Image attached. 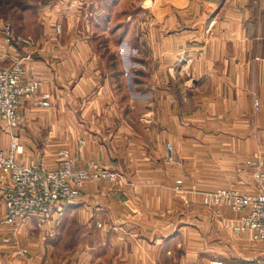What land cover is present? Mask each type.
Wrapping results in <instances>:
<instances>
[{
    "label": "crops",
    "instance_id": "obj_1",
    "mask_svg": "<svg viewBox=\"0 0 264 264\" xmlns=\"http://www.w3.org/2000/svg\"><path fill=\"white\" fill-rule=\"evenodd\" d=\"M47 6L38 11L41 29L31 45L15 46L0 34V63H23L25 79L41 80L39 93H51L53 100L50 107L36 105L33 97L21 100L19 125L12 131L19 135L22 161L38 157L54 165L59 150L68 148L83 153L78 164L97 160L139 173L134 143L148 140L135 131L137 91L126 81L138 70L144 79L139 90L147 99L141 106L159 112L160 129L183 127L176 98L191 94L196 117L209 111L208 123L222 127V133L208 132V141L238 145L234 157L240 160L247 157L242 143L252 148L264 143V0H50ZM135 61H142V69ZM203 82H208L205 91ZM7 126L0 117L3 148L11 140ZM167 135L161 130L160 144ZM147 165L143 172L159 174L151 160ZM233 171L238 172L235 166ZM11 183L0 169V218ZM147 186L146 194L137 195L121 183L89 180L77 202L106 210L103 219L56 214L18 226L0 224V264H173L180 257L182 264H258L263 259L264 242L252 231L236 235L225 229L224 222L242 212L226 204L207 209L197 198L187 212L168 214L157 207L161 213L144 214L143 207L152 205L150 189L158 187ZM171 205L168 198L162 208ZM72 222L78 230L70 229ZM93 235L95 245L79 240Z\"/></svg>",
    "mask_w": 264,
    "mask_h": 264
},
{
    "label": "rangeland",
    "instance_id": "obj_2",
    "mask_svg": "<svg viewBox=\"0 0 264 264\" xmlns=\"http://www.w3.org/2000/svg\"><path fill=\"white\" fill-rule=\"evenodd\" d=\"M49 1L50 0H0V34L3 36V38L7 39V41L8 37L11 35L21 34L27 37L32 36V42H12L15 46H18L17 44L24 46L31 45L34 42V32H38L41 29V26H39L37 19L39 14L38 11L42 10V8L48 7L47 5L49 4ZM152 17L156 18L157 15L152 14ZM57 28L59 31H61L60 25H58ZM8 42L11 43V41ZM122 50V53L124 54L123 62L127 67L128 47H124ZM142 64V61H135L134 67H137V69H142ZM140 75V70L132 71L130 74L126 75V81L127 83H129V86L132 85L136 87V91L138 92L133 93V97H135L134 99L137 102V124L135 127V131L137 132L139 138H145L146 140H148L135 141L134 143L136 152H139L135 154L134 162L136 163V168L140 169V172L137 174L135 173L134 176L130 175L125 169L126 166L122 163V168H124H120L122 171H120V169L114 168L119 172V176L116 180H96L111 181L113 183L119 184L121 183L128 187H131V190L137 195L147 193V190H149L147 186L148 183H152L158 186L152 187L150 189L152 192L150 199L152 205L143 207L144 210L142 212L144 214H147L148 212L156 214L161 213L159 212L160 210L158 211L156 209L157 207H161V209L163 211L165 210L168 214H172L174 212H187L190 210L189 204L195 203L193 202V200L197 201V198H199V200H202L203 203L204 192L213 191L218 188H227L230 190L235 189L240 193L247 195L257 194L259 192V188L257 187V177L252 162L256 159L259 160L261 158L260 155L264 152V143H261V146L259 147L255 145L253 148L250 143H242L241 154L243 156L245 152V154H247V157L240 160L239 157H234L235 152L239 154L238 145L235 146L233 143L217 141L216 139L208 141V132L222 133L223 131H219V129H221L222 127L215 126V123H212V125L208 123L209 116H211L210 114H212H209V111H202L200 115L201 117H196L197 111H194L196 109L194 108V102L193 98H191V94H187V100H184V97L176 98V106L178 107L179 113L183 115V118L180 119L183 127H180L179 124H177L178 126L176 125V127H173L172 129H166L165 127H162L160 129L158 125L159 112L156 110L150 112L149 110L144 109V107L141 106L144 103L146 105L147 99L144 96L145 92L139 90V87L142 88V84L144 82V79L141 78L142 76ZM176 83H178V85L181 84L179 78H177ZM207 85L208 82H203L201 85V90L205 91L207 89ZM194 113L195 116L193 118H186L187 116L192 117ZM147 118L152 120V126H149V123L144 121V119ZM198 118H200V121H198ZM161 130H166L168 135L164 143L160 144L159 134L161 133ZM172 135H176L175 138L182 137V139H173ZM171 147L176 156V160L174 162L168 159V154L171 152ZM67 149L68 148H61L59 150L57 162L61 151ZM72 155L75 156V154L73 153ZM148 155L150 157H147ZM19 156L20 154L18 155L17 160L21 164H27L31 160L42 161V159L38 157L22 161ZM81 159H83V157L80 158V160ZM149 160H151V162L153 163L154 168H159V174H149L148 172H143L144 167L148 166L147 162ZM88 161L92 160L85 161L81 164V166L86 165ZM96 162L105 167L111 168L108 164H104L97 160ZM234 166L238 171L237 173L233 171ZM141 171L143 172V176L141 175ZM127 176L134 178L135 181L131 178L128 179ZM86 183L84 184L83 188H81L80 193L77 196L67 198L62 201L54 214H37L31 217H39L42 220H47L56 214L62 216L64 214H91L103 219L104 215L107 214L106 210L101 209V207L99 206L87 208L85 206L82 207V203L77 202V199L84 193ZM136 183L138 185L141 184L140 191ZM168 198L172 200V205L166 208H162L164 204L168 203ZM64 204L66 207H64ZM204 206L207 209L211 208V206ZM203 212L204 211H201V213ZM27 219L28 218L17 224H23ZM99 222H101L102 224H98ZM70 225L71 230L79 229L77 223L75 222H72ZM96 225L98 228H101L100 226L103 225V221L98 220V222H96ZM224 226L225 229H228L229 231L233 230L231 225H226V222H224ZM137 238L140 240L139 236ZM155 238L156 237H154L150 241L151 244H156ZM79 240L86 243L88 242L89 244L93 245L97 243L96 236L94 238H79ZM167 242L168 241H166V243ZM138 245L139 244L137 240V246ZM169 245L170 244H168V247ZM140 246L142 245L140 244ZM177 248H179L182 252L183 245L178 244ZM175 249L176 246L174 247V250ZM181 252L179 253L180 255ZM138 257H140V261H143L144 257L142 254H137V258ZM173 264H182V257H180L178 262L174 261ZM211 264L214 263L212 262ZM258 264H264V257L261 261H259Z\"/></svg>",
    "mask_w": 264,
    "mask_h": 264
},
{
    "label": "built area",
    "instance_id": "obj_3",
    "mask_svg": "<svg viewBox=\"0 0 264 264\" xmlns=\"http://www.w3.org/2000/svg\"><path fill=\"white\" fill-rule=\"evenodd\" d=\"M32 40V36L21 34L8 37L11 43H28ZM25 73L23 63H14L11 66L0 63V116L11 131L19 125V109L23 98L33 97L35 104L40 107L53 105L51 93H39L42 81L35 78L27 80ZM254 105L256 110L260 109L259 98H255ZM21 153L19 135L12 131L8 148L0 146V169L8 173L12 181L5 193L6 214L0 218V224L3 225H17L37 214H54L60 203L77 196L87 181L116 180L119 176L115 169L93 160L81 166L78 163L83 157L82 152L74 156L70 150H63L54 166H49L43 160H31L27 164H21L17 160ZM260 156L259 160L252 162L259 188L257 194L247 195L235 189L218 188L204 192L203 203L211 207L226 204L233 211L242 212L238 218L226 220V225H231L236 234L250 230L254 239L264 242V152ZM168 159L172 162L176 160L172 147ZM14 234L15 231H12V236Z\"/></svg>",
    "mask_w": 264,
    "mask_h": 264
},
{
    "label": "bare ground",
    "instance_id": "obj_4",
    "mask_svg": "<svg viewBox=\"0 0 264 264\" xmlns=\"http://www.w3.org/2000/svg\"><path fill=\"white\" fill-rule=\"evenodd\" d=\"M216 264H220L219 262H217Z\"/></svg>",
    "mask_w": 264,
    "mask_h": 264
}]
</instances>
